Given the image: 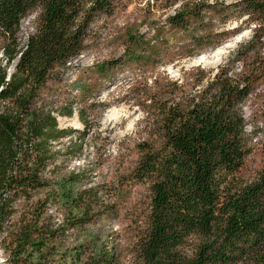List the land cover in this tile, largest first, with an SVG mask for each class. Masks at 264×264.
<instances>
[{
	"label": "trees",
	"instance_id": "16d2710c",
	"mask_svg": "<svg viewBox=\"0 0 264 264\" xmlns=\"http://www.w3.org/2000/svg\"><path fill=\"white\" fill-rule=\"evenodd\" d=\"M235 1L226 8L239 19L246 17L251 39L213 75L197 68L192 81L167 76L155 82L146 99L149 132L138 145L134 176L148 182L149 202L135 264H264V167L252 180L240 175L252 153L244 107L264 83V0ZM122 2L0 0V237L16 204L29 203L42 191H47L42 205L62 206L69 226L90 223L94 188L79 186L80 173L54 177L50 169L62 156L55 146L80 131L61 128L53 111L35 100L58 69L82 54L95 17L110 16ZM217 4L185 3L168 19L169 26L184 34L197 27L206 31L212 21L224 18L215 11ZM37 8L36 27L21 46V21ZM194 35L190 43L199 48L212 42L203 32ZM130 44L137 40L130 38ZM254 55L257 59L249 64ZM236 61L244 62L239 72ZM57 112L74 116L72 106ZM78 116L85 133L91 127L88 118L83 110ZM47 233L27 221L17 254L33 264H50ZM63 254V259L72 256L71 264H114L111 252L104 250L88 260Z\"/></svg>",
	"mask_w": 264,
	"mask_h": 264
},
{
	"label": "rangeland",
	"instance_id": "374dc122",
	"mask_svg": "<svg viewBox=\"0 0 264 264\" xmlns=\"http://www.w3.org/2000/svg\"><path fill=\"white\" fill-rule=\"evenodd\" d=\"M197 2L218 3L214 8L222 13L223 20L212 21L206 31L197 27L186 34L169 26L168 19L182 5ZM235 2L123 0L110 16L95 17L82 54L72 59L66 69H58L35 100L36 105L53 111L61 128L80 131L55 146L62 151V156L50 169L54 177L80 173L79 186L94 188L96 197L91 198L88 206L90 223L69 226L64 222L62 206L42 205L47 191L35 193L29 203L21 200L16 204L6 232L0 237V264H33L27 255L17 254L18 237L29 220L38 230L49 234L45 256L50 264H71L72 256L63 259V253L81 254L82 260H88L98 258L103 250L111 252L114 264H135L137 242L146 227L149 202L148 182H140L134 176L140 156L138 145L149 132L144 112L146 99L153 92L155 82L167 76L192 81L197 75L192 69L197 68L213 75L251 39L246 17L239 19L233 9L226 8ZM39 13L37 8L22 19L21 46L34 31ZM204 16L210 17V14ZM202 32L212 42L203 48L192 45L190 33L201 35ZM130 38L137 40V44H130ZM165 46L167 50H163ZM198 50L199 54L187 56ZM256 59L254 55L248 63ZM233 66L239 72L244 62L236 61ZM8 71L9 75L14 73L15 63ZM70 106L74 116L60 117L57 109ZM80 110L91 126L85 133L78 123ZM244 111L252 153L240 175L252 180L264 167L263 82ZM75 143L78 149L73 148ZM185 251L190 254L191 248Z\"/></svg>",
	"mask_w": 264,
	"mask_h": 264
},
{
	"label": "bare ground",
	"instance_id": "6f19581e",
	"mask_svg": "<svg viewBox=\"0 0 264 264\" xmlns=\"http://www.w3.org/2000/svg\"><path fill=\"white\" fill-rule=\"evenodd\" d=\"M10 76V75H9ZM77 127V126H76Z\"/></svg>",
	"mask_w": 264,
	"mask_h": 264
},
{
	"label": "water",
	"instance_id": "95a60500",
	"mask_svg": "<svg viewBox=\"0 0 264 264\" xmlns=\"http://www.w3.org/2000/svg\"><path fill=\"white\" fill-rule=\"evenodd\" d=\"M203 62V61H202Z\"/></svg>",
	"mask_w": 264,
	"mask_h": 264
}]
</instances>
